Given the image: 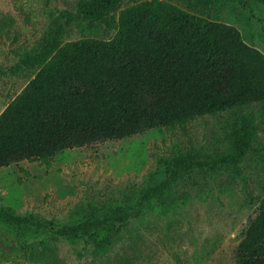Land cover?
Masks as SVG:
<instances>
[{"label": "trees", "instance_id": "obj_1", "mask_svg": "<svg viewBox=\"0 0 264 264\" xmlns=\"http://www.w3.org/2000/svg\"><path fill=\"white\" fill-rule=\"evenodd\" d=\"M255 1L264 5V0ZM123 2L80 0L76 11L58 22L47 44L39 51H27L8 67L37 70L0 112V166L28 159L49 168L64 148L100 138L130 137L160 125L175 128L264 101V52L247 43L236 26L167 0H137L122 7ZM115 19L118 27L111 38L62 41L72 23L94 20L111 25ZM255 134L247 117L233 128L235 163ZM193 166L180 157L168 165L162 180L141 191L135 204L107 211L92 207L75 224L55 226L51 220L0 204V221L13 226L18 237L16 245L0 253V264H67L63 240L77 242L70 252L87 264L109 259L111 251L121 254L126 246L133 249L134 223L151 213L161 218L174 209L176 202L154 206L151 201L177 183L179 168ZM23 180L18 175L17 181ZM30 226L45 228L49 235L30 241L25 237ZM233 263L264 264V196Z\"/></svg>", "mask_w": 264, "mask_h": 264}, {"label": "rangeland", "instance_id": "obj_2", "mask_svg": "<svg viewBox=\"0 0 264 264\" xmlns=\"http://www.w3.org/2000/svg\"><path fill=\"white\" fill-rule=\"evenodd\" d=\"M137 0H124L122 7ZM180 7L236 26L243 39L264 52V5L255 0H167ZM80 0H0V112L37 68L14 65L27 51H39L54 35L58 22L76 11ZM117 19L107 25L85 20L72 23L62 41L111 38ZM242 117L251 119L255 138L238 163L230 137ZM180 157L192 168H179L171 189L151 201L176 202L161 218L152 213L136 226L134 248L111 251L109 259L89 264H234L235 251L259 212L264 196V101H254L206 115L175 128L156 126L125 138H100L57 152L51 167L22 159L0 166V204L55 226L75 224L92 208L133 205L141 191L162 180ZM19 167L30 171L26 176ZM22 175V183L17 181ZM36 175V176H35ZM135 229V228H134ZM49 235L30 226L28 240ZM18 243L17 231L0 221V253ZM63 240L67 264H87ZM120 250L122 249L119 247Z\"/></svg>", "mask_w": 264, "mask_h": 264}]
</instances>
